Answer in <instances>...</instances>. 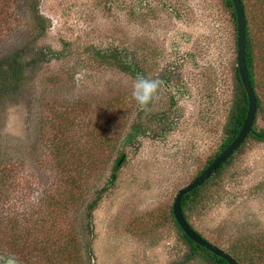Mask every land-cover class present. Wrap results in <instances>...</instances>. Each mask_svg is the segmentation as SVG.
I'll list each match as a JSON object with an SVG mask.
<instances>
[{
  "label": "rangeland",
  "instance_id": "obj_1",
  "mask_svg": "<svg viewBox=\"0 0 264 264\" xmlns=\"http://www.w3.org/2000/svg\"><path fill=\"white\" fill-rule=\"evenodd\" d=\"M241 1L261 80L264 16L259 0ZM233 41L221 0H0V53L24 46L32 59L48 49L61 55L25 69L20 88L0 101V256L19 261L7 243L51 209L57 226V204L70 198L67 230L80 264H204L183 260L187 244L170 209L224 140ZM113 48L149 78L170 73L150 111L131 96L135 78L95 58L93 50ZM254 117L264 129V113ZM136 123L144 134L127 143ZM101 189L88 234L85 207ZM201 191L184 211L194 231L224 252L232 247L240 264H264V142L247 138Z\"/></svg>",
  "mask_w": 264,
  "mask_h": 264
},
{
  "label": "trees",
  "instance_id": "obj_2",
  "mask_svg": "<svg viewBox=\"0 0 264 264\" xmlns=\"http://www.w3.org/2000/svg\"><path fill=\"white\" fill-rule=\"evenodd\" d=\"M221 2L223 8L229 12L230 18L233 21V25H234L233 42L236 45L235 15L233 12L231 1L221 0ZM257 3H258L257 7L262 9L261 13L264 16V0H259ZM241 5L244 15V22H245L244 63H245L248 80L256 100V110L258 111V113L262 115L264 113V108L262 106V100H261V98L264 99V72L262 73L261 80L260 78L258 80L254 78V58H255L254 49L252 47V40L250 36L249 26L245 16V8L243 6L242 1H241ZM31 11L33 13V19L36 20V23H38V27L42 32L44 28V21L38 14L36 5L31 7ZM93 52L95 53V58L101 60V62H103L104 64H107L121 72L128 73L133 78H135L138 74H142L146 76V73L140 69L138 62H136L134 59L129 58L126 54L118 51L117 48L108 49L104 52H101L99 50H93ZM28 53L29 52L26 51L24 46H20V47L17 46L10 50L0 53V101L1 99L7 97L10 93H15L20 88V86L23 83V76L25 74V69L36 63L37 60H42V59L48 60L52 58L55 59L61 56L59 52L51 51L50 49L46 51V56L43 55L42 52L35 54L36 56H40L39 58L41 59H32V57H26ZM41 54L43 55V57L41 56ZM235 55H236V48H235ZM232 78L234 82L233 101H232L231 110L228 115V119L223 127L224 140L220 144L218 152L215 153L214 156L211 157L209 160H207L205 166L201 171H203L211 163V161L219 153H221L222 150L235 138L236 134L240 129L242 121L245 117L246 109H247V99L245 92L242 88V85L239 81V77L236 69V59L233 60ZM158 79L162 80L164 84H167L171 81L170 73L164 70L159 74ZM139 111H143L140 106H139ZM254 119L244 140L241 142L238 148L222 164H220L215 169L212 176L206 181H204L202 184H200L198 187L194 188L193 190H191L190 192H188L187 194L181 197L180 211L186 222L187 220L184 211L185 209L188 208L189 203L195 202L202 198L201 190L206 189V186L208 185V182L210 180L215 179L219 176L221 170H223L224 167L230 162L231 157L235 153L239 152L245 140L247 138H251L256 142H264V129H255V127L253 126ZM140 126L141 124L136 123L130 127V132L126 136L127 143H130L136 136H139L140 134L141 135L144 134V130L143 128L141 129ZM164 126L165 125L159 127L160 132L166 130ZM122 158L123 156L121 154L113 161V169L118 168L117 162ZM201 171H199L196 174V176H198L201 173ZM110 176L112 179L110 180V182H113V179H115V177L113 174H111ZM2 179H4L3 175L0 174V183H2ZM84 181H85L84 178L81 177L80 183L78 185L79 186L78 189L80 188L79 190L80 195H83V191L81 190L82 185L80 184H82V182ZM103 190L104 189H101L100 191L96 192V196L85 207L84 216L86 218L85 222L88 228V234L91 233V230L89 229L91 213L94 210V207L96 206L97 201L99 200V197ZM70 203H72V200L70 198H66L63 202L57 204L59 210H63L59 217L57 226L54 219L55 213L52 211L53 209H51L49 212H46V214H44L42 219H38L37 221L35 220V224L29 226V228L21 227V229H19L21 231V232L19 231L20 235L15 237V239H11V241L13 240V243H7V248L9 249L10 253L19 254V257H22L19 261L27 262V264H30V260L28 256H31L33 258L42 257L41 261L39 260V262L34 264H80L81 262L80 249L76 246L75 238L71 234H69L67 230V224L68 221L70 220V214L68 213ZM170 216L172 218V223L174 224L179 235L184 240L185 244H187V250L183 257L184 261L195 260V258H198L204 264H227L226 261H224L223 259L216 257L215 255L209 253L204 248L199 247L193 242H191L177 226L176 222L172 217L171 209H170ZM190 228L192 227L190 226ZM197 234L201 236L199 233ZM11 238H13V236ZM22 240H26V241H22ZM224 253L229 255L235 261L236 264H240L239 263L240 257L237 256V254L234 252V249L232 247L229 248V250L225 251Z\"/></svg>",
  "mask_w": 264,
  "mask_h": 264
},
{
  "label": "water",
  "instance_id": "obj_3",
  "mask_svg": "<svg viewBox=\"0 0 264 264\" xmlns=\"http://www.w3.org/2000/svg\"><path fill=\"white\" fill-rule=\"evenodd\" d=\"M233 12L235 15V34H236V69L239 77V81L242 85V88L245 92L246 99H247V109L245 117L242 121V124L240 126V129L238 133L236 134L235 138L222 150L221 153H219L212 161L211 163L203 170L201 173L196 176L194 179H192L187 185L180 188L177 193L174 196L172 205H171V214L176 222L177 226L180 228L182 233L194 244H196L199 247L204 248L209 253L215 255L216 257H219L226 261L227 264H236L235 261L224 251L217 248L216 246L212 245L205 239H203L201 236H199L185 221L184 217L181 214L180 211V199L183 195L187 194L194 188L198 187L200 184H202L204 181L209 179L215 169L222 164L241 144V142L244 140L245 136L247 135L256 111V100L254 97L253 90L250 86L245 63H244V15L242 11V5L240 0H230ZM120 160H118L117 165L119 164Z\"/></svg>",
  "mask_w": 264,
  "mask_h": 264
},
{
  "label": "clouds",
  "instance_id": "obj_4",
  "mask_svg": "<svg viewBox=\"0 0 264 264\" xmlns=\"http://www.w3.org/2000/svg\"><path fill=\"white\" fill-rule=\"evenodd\" d=\"M164 82L158 78H149L138 74L132 84L131 96L144 111H150L160 99ZM0 264H19L12 256H0Z\"/></svg>",
  "mask_w": 264,
  "mask_h": 264
}]
</instances>
